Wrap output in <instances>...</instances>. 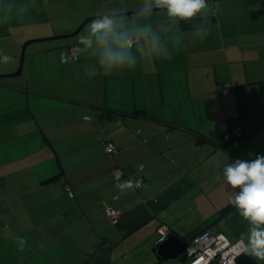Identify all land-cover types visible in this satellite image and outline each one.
Masks as SVG:
<instances>
[{
  "label": "crops",
  "instance_id": "0c3cea01",
  "mask_svg": "<svg viewBox=\"0 0 264 264\" xmlns=\"http://www.w3.org/2000/svg\"><path fill=\"white\" fill-rule=\"evenodd\" d=\"M144 2L0 0L19 46L101 14L135 39L134 64L105 71L95 42L80 39L89 21L32 50L21 78L0 80V264H184L155 251L162 225L185 241L210 230L245 243L248 222L221 213L234 195L222 168L264 154V0L212 1L203 38L199 15L178 22L141 12Z\"/></svg>",
  "mask_w": 264,
  "mask_h": 264
},
{
  "label": "clouds",
  "instance_id": "9594fccd",
  "mask_svg": "<svg viewBox=\"0 0 264 264\" xmlns=\"http://www.w3.org/2000/svg\"><path fill=\"white\" fill-rule=\"evenodd\" d=\"M212 0H145L140 5L141 12H151L154 8L166 10L168 17L179 21H191L198 17L199 23L193 28L197 37L207 35L210 16L214 9L210 7ZM143 35L151 38L155 52L162 50L161 36L148 31L145 26ZM88 35L82 36L81 42L91 45L95 42L99 53L98 62L105 71L115 68L130 67L135 58L131 54L134 43L130 32L120 26L115 16L97 15L88 25ZM7 55H0V60L7 61ZM222 177L234 192L230 203L249 224L245 250L255 258L264 259V154H257L254 159H235L222 168ZM245 233H241L243 238Z\"/></svg>",
  "mask_w": 264,
  "mask_h": 264
},
{
  "label": "built area",
  "instance_id": "2783aa9c",
  "mask_svg": "<svg viewBox=\"0 0 264 264\" xmlns=\"http://www.w3.org/2000/svg\"><path fill=\"white\" fill-rule=\"evenodd\" d=\"M135 41V39H133ZM70 56L76 59V48H70ZM108 154L116 151L113 143L106 145ZM122 170H116V178L122 177ZM135 187L141 185V180L135 182ZM108 216L114 223L120 217V213L114 208H108ZM170 236V229L167 225H162L158 230L157 243L165 241ZM246 252L245 243L242 240L230 241L223 233H214L204 230L188 241L184 251L187 264H237V258Z\"/></svg>",
  "mask_w": 264,
  "mask_h": 264
},
{
  "label": "rangeland",
  "instance_id": "374dc122",
  "mask_svg": "<svg viewBox=\"0 0 264 264\" xmlns=\"http://www.w3.org/2000/svg\"><path fill=\"white\" fill-rule=\"evenodd\" d=\"M4 8H5V6H0V19L2 18L1 17L2 14L5 13ZM26 29H27L26 35H28V32H29L28 30H30V28H26ZM14 33L19 34V30L13 29L12 27H9V24L8 25L6 24V26H3L2 21H0V55H7L9 57V59L7 61L0 60V69L6 71L7 69L10 68V64L12 61H15V63H17L16 68L12 72H10L9 74L14 73L18 70L19 64H20V56H21L22 46L25 42H27L29 40H36V39H40V38H49V37H54V36L60 35V34H56V35L42 36V37H35L34 36V37H30V38H22L23 42L19 46L18 42L13 41V39L9 37L10 34L15 35ZM66 40H69V39H64V38L63 39H47V40H43V41H34V42H31L30 44H28V46L25 49V53H24L22 72L23 71L27 72V68H29V66L31 64L30 52H32V50H40L44 47L60 44ZM14 49L17 50V54H16L17 56L14 55ZM0 74H8V73L7 72H0ZM21 77H22V74H19L17 76H12V77L6 76L4 78H1L0 80H2V81H7V80H11V79L16 80V79H19ZM177 260H179V259H177ZM179 261L183 262L184 264L187 263V260L181 261V259H180ZM262 261H264V259H262ZM262 264H264V262H262Z\"/></svg>",
  "mask_w": 264,
  "mask_h": 264
},
{
  "label": "water",
  "instance_id": "95a60500",
  "mask_svg": "<svg viewBox=\"0 0 264 264\" xmlns=\"http://www.w3.org/2000/svg\"><path fill=\"white\" fill-rule=\"evenodd\" d=\"M213 2L215 0H212ZM114 16V15H113ZM92 18H88L87 20H85L83 22V24H81V26H79L75 32L71 33V34H67V35H62V36H55L52 37L51 39H57V38H66V37H71L74 35H77L81 29L85 26V24L89 21H91ZM49 39V38H47ZM40 40H44V39H38V40H30L26 43L23 44L22 46V51H21V58H20V64H19V68L18 70L13 73V74H7V75H0L1 77H6V76H15V75H19L22 72V65H23V61H24V53H25V49L27 47V45L31 42L34 41H40ZM173 242H177L178 243V247L173 251L172 254H170V256L166 255V251L168 250V248L171 247ZM188 241H185L181 238H179L176 235H170L165 241L161 242L160 244H158V248L155 249V251L158 253V255L160 257H162L164 260H168V259H175L178 258L180 256H183V258H186L184 251L187 247ZM217 264V263H215ZM237 264H257L256 260L253 258V256L249 255L246 252H244L243 254H241L238 258H237Z\"/></svg>",
  "mask_w": 264,
  "mask_h": 264
},
{
  "label": "trees",
  "instance_id": "16d2710c",
  "mask_svg": "<svg viewBox=\"0 0 264 264\" xmlns=\"http://www.w3.org/2000/svg\"><path fill=\"white\" fill-rule=\"evenodd\" d=\"M233 209H235L234 206H233L231 203H229V204H227L226 206H224V207L221 209V213L225 215V214H227L228 212L232 211Z\"/></svg>",
  "mask_w": 264,
  "mask_h": 264
}]
</instances>
